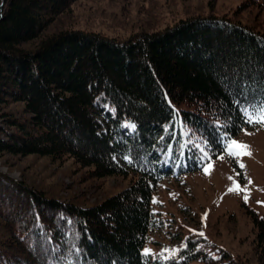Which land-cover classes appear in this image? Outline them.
<instances>
[{
	"label": "trees",
	"instance_id": "trees-1",
	"mask_svg": "<svg viewBox=\"0 0 264 264\" xmlns=\"http://www.w3.org/2000/svg\"><path fill=\"white\" fill-rule=\"evenodd\" d=\"M75 1L0 0V155L134 180L82 207L0 172V264H264V215L253 211V263L214 257L191 236L170 255H143L163 225L154 187L228 157L229 139L259 128L235 101L264 98V32L211 13L124 40L52 32Z\"/></svg>",
	"mask_w": 264,
	"mask_h": 264
},
{
	"label": "rangeland",
	"instance_id": "rangeland-1",
	"mask_svg": "<svg viewBox=\"0 0 264 264\" xmlns=\"http://www.w3.org/2000/svg\"><path fill=\"white\" fill-rule=\"evenodd\" d=\"M210 13L231 17L264 32V0H76L51 31L72 28L124 40L138 32L160 30L187 17ZM21 107L18 104L10 109L20 112ZM234 139L248 145L251 152L250 156L233 157L237 167L230 158L218 157L197 172L179 180L165 179L154 187L153 211L163 225L150 235L143 255L146 249L150 255H170L191 236L202 237L208 246L206 252L214 257L228 252L239 262H254L251 241L255 231L249 211L264 215V128L245 129ZM209 163L212 168L206 175L203 169ZM241 163L245 165L243 169L239 167ZM0 172L82 207L118 194L134 180L131 175L95 178L89 169L76 165L72 159L53 161L35 155H0ZM234 184L240 190L229 192ZM5 235L0 221V239Z\"/></svg>",
	"mask_w": 264,
	"mask_h": 264
},
{
	"label": "snow or ice",
	"instance_id": "snow-or-ice-1",
	"mask_svg": "<svg viewBox=\"0 0 264 264\" xmlns=\"http://www.w3.org/2000/svg\"><path fill=\"white\" fill-rule=\"evenodd\" d=\"M246 103H242L240 100H236L235 103L239 105V110L245 117L242 122L244 124L258 126L260 128H264V98L260 100H255V98L249 100L245 97ZM134 127V125L132 126ZM247 134V133H246ZM224 150L226 151L228 157H242V156H250L251 152L249 150V146L246 144L238 143L235 139H229L227 143L224 145ZM219 159L223 160L224 157L220 156ZM239 167L243 169L245 167L244 164H240ZM212 168L211 163L204 167L203 171L206 175L210 174V169ZM231 180L232 178L229 177ZM240 190L239 185L234 184L233 187L229 188V192H238ZM247 195L245 194V201L247 202ZM156 202L155 200L153 201ZM70 223V222H69ZM199 235L203 236V233H199ZM150 253L146 249L144 251V256H149Z\"/></svg>",
	"mask_w": 264,
	"mask_h": 264
}]
</instances>
